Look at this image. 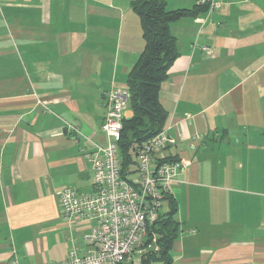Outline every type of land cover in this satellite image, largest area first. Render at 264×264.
I'll return each mask as SVG.
<instances>
[{"label": "crops", "instance_id": "crops-1", "mask_svg": "<svg viewBox=\"0 0 264 264\" xmlns=\"http://www.w3.org/2000/svg\"><path fill=\"white\" fill-rule=\"evenodd\" d=\"M215 2L170 25L178 55L158 93L174 140L163 155L185 166L167 195L170 264H264V0ZM130 3L0 0V264L84 246L89 226L62 220L58 192L92 189L106 95L126 90L144 46Z\"/></svg>", "mask_w": 264, "mask_h": 264}, {"label": "built area", "instance_id": "built-area-1", "mask_svg": "<svg viewBox=\"0 0 264 264\" xmlns=\"http://www.w3.org/2000/svg\"><path fill=\"white\" fill-rule=\"evenodd\" d=\"M199 4H208V15L221 6L215 0H200ZM127 101L126 90L106 95V113L100 125L106 143L95 146L89 160L91 191L79 193L65 186L58 192L62 220L89 226L84 246H73L65 259L45 264H131L136 256L159 251L156 236L149 234L170 184L185 166L163 155V149L174 141L166 125L134 150V161L123 172L118 147ZM73 131L78 133L75 128Z\"/></svg>", "mask_w": 264, "mask_h": 264}, {"label": "trees", "instance_id": "trees-1", "mask_svg": "<svg viewBox=\"0 0 264 264\" xmlns=\"http://www.w3.org/2000/svg\"><path fill=\"white\" fill-rule=\"evenodd\" d=\"M130 6L139 19L144 46L125 81L128 93L126 106L131 116L127 119L124 117L122 121L118 147L123 172L133 163L134 150L163 131L167 124L168 115L159 103L158 93L178 55L170 25L183 18L196 17L208 11V4L199 3L190 10L168 11L165 0H131ZM167 195L168 193L164 201L168 202V212L164 215L159 213L149 234L156 236L159 251H148L139 257L136 256L140 259V264H170L169 253L177 237L178 224L174 220L175 204ZM148 238L151 240L150 236Z\"/></svg>", "mask_w": 264, "mask_h": 264}, {"label": "rangeland", "instance_id": "rangeland-1", "mask_svg": "<svg viewBox=\"0 0 264 264\" xmlns=\"http://www.w3.org/2000/svg\"><path fill=\"white\" fill-rule=\"evenodd\" d=\"M131 171H134V168L131 167ZM133 264H140V259L134 257L133 260H132Z\"/></svg>", "mask_w": 264, "mask_h": 264}]
</instances>
